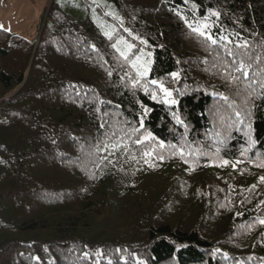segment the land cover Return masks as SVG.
Returning <instances> with one entry per match:
<instances>
[{"label": "trees", "instance_id": "trees-1", "mask_svg": "<svg viewBox=\"0 0 264 264\" xmlns=\"http://www.w3.org/2000/svg\"><path fill=\"white\" fill-rule=\"evenodd\" d=\"M108 1L0 27V264H264V0Z\"/></svg>", "mask_w": 264, "mask_h": 264}, {"label": "rangeland", "instance_id": "rangeland-1", "mask_svg": "<svg viewBox=\"0 0 264 264\" xmlns=\"http://www.w3.org/2000/svg\"><path fill=\"white\" fill-rule=\"evenodd\" d=\"M10 1V4L13 0ZM92 8L90 10H80L82 14H85V12L89 11L90 16L96 20L100 26L104 29L105 33L108 35H112L117 31L118 26L120 25V15L116 12L114 6L111 2L108 0H92ZM69 6L73 10L79 11L77 8V3H69ZM31 8L27 0H24L22 3L19 1L18 5L16 7H11L10 9H7V15H10V18L13 20L12 23H9L6 27L12 32L18 33L20 35H23L25 37H32L34 38L36 36V31L28 30V28L33 27L31 25H27L28 21L25 19L24 15L21 12H27L28 9ZM0 18L6 20L8 22V19L1 17ZM0 19V20H2ZM0 21V26L5 25V21ZM38 28V26H37ZM116 46L117 49L123 54L128 55L133 51V48L135 47V43L131 41L124 33L120 34L116 37ZM153 62V52L151 49H149L147 46L140 44L137 51L135 52V55L133 57L132 63L133 66L136 68V70L143 76H148L151 72ZM167 90V92L165 91ZM165 101L171 102V97L169 95L170 91L165 88Z\"/></svg>", "mask_w": 264, "mask_h": 264}, {"label": "crops", "instance_id": "crops-1", "mask_svg": "<svg viewBox=\"0 0 264 264\" xmlns=\"http://www.w3.org/2000/svg\"><path fill=\"white\" fill-rule=\"evenodd\" d=\"M19 1H21V3H22L24 0H13L11 4H10V1H8V0H0V15H1V17H5L7 19L10 18V15L12 16L13 14L8 13V15H7L6 10L10 9V5H11V7H16L18 5ZM49 2H50V0H27V3L31 8H29L27 12H21V13L24 15L25 19L28 21L27 25L33 26V27L28 28V30H31V31L37 30V26L39 24V20H40L41 14H42V10L45 9V7L49 4ZM0 19H2V18H0ZM3 20L4 19H2L0 21H3ZM4 21L6 22V24L1 25L0 27H4V28L8 27L7 25L9 23H12L13 20L10 18V19H8V22L6 20H4Z\"/></svg>", "mask_w": 264, "mask_h": 264}, {"label": "snow or ice", "instance_id": "snow-or-ice-1", "mask_svg": "<svg viewBox=\"0 0 264 264\" xmlns=\"http://www.w3.org/2000/svg\"><path fill=\"white\" fill-rule=\"evenodd\" d=\"M238 70H240V69H238ZM165 91L167 92V90L165 89ZM169 95H170V93H169Z\"/></svg>", "mask_w": 264, "mask_h": 264}]
</instances>
